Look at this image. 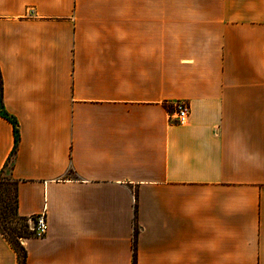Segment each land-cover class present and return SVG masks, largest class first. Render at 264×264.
Returning a JSON list of instances; mask_svg holds the SVG:
<instances>
[{"label":"crops","instance_id":"obj_1","mask_svg":"<svg viewBox=\"0 0 264 264\" xmlns=\"http://www.w3.org/2000/svg\"><path fill=\"white\" fill-rule=\"evenodd\" d=\"M0 87L25 264H264V0H0Z\"/></svg>","mask_w":264,"mask_h":264},{"label":"trees","instance_id":"obj_2","mask_svg":"<svg viewBox=\"0 0 264 264\" xmlns=\"http://www.w3.org/2000/svg\"><path fill=\"white\" fill-rule=\"evenodd\" d=\"M0 91H1V87H0ZM3 116L6 117V114L3 113ZM13 132H14V137H15V142H16V140H17V130H16L15 127H14V131ZM0 180L8 181L9 183H11L13 185V189H14V206H15V208H14V215H13V217H11V219H13L14 221H18L17 224L19 225L21 230H23L22 232H18L15 229H10V231L12 233L11 235H14V239L11 236L7 235V233L5 231H3L1 228H0V233L5 238V240L9 243V245L11 246L13 251L15 252L16 259H17L16 264H25V262H26V252H25L23 246L21 245L20 240L24 239V238L35 237V236H34L33 231H31V229L28 226V219L24 218V217H20L16 213L15 182H13L11 179H9L7 177H4V175H2V173H0ZM1 185H3V184H1ZM5 203H6V201H4V205H5ZM132 264H135V252L134 251H133V263Z\"/></svg>","mask_w":264,"mask_h":264},{"label":"rangeland","instance_id":"obj_3","mask_svg":"<svg viewBox=\"0 0 264 264\" xmlns=\"http://www.w3.org/2000/svg\"><path fill=\"white\" fill-rule=\"evenodd\" d=\"M7 175L5 174L4 177ZM0 228L14 239V235H11L10 229H15L18 232H22L21 228L17 224L18 221L11 219L14 215V189L13 185L8 181L0 180ZM3 184V185H1ZM4 201H6L4 205ZM6 206V207H5ZM29 228L31 227L29 225ZM17 233V232H16ZM21 241V240H20Z\"/></svg>","mask_w":264,"mask_h":264},{"label":"built area","instance_id":"obj_4","mask_svg":"<svg viewBox=\"0 0 264 264\" xmlns=\"http://www.w3.org/2000/svg\"><path fill=\"white\" fill-rule=\"evenodd\" d=\"M173 110L169 116V119L174 120L177 124L184 123L189 117V107L183 101H178L172 104ZM31 231H33L35 237H43L47 231V223L44 213L36 216L31 221Z\"/></svg>","mask_w":264,"mask_h":264}]
</instances>
